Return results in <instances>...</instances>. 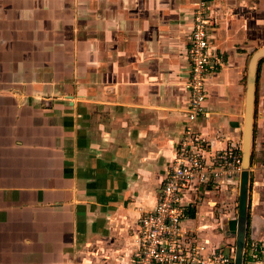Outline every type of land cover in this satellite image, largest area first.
Listing matches in <instances>:
<instances>
[{
	"label": "crops",
	"instance_id": "obj_1",
	"mask_svg": "<svg viewBox=\"0 0 264 264\" xmlns=\"http://www.w3.org/2000/svg\"><path fill=\"white\" fill-rule=\"evenodd\" d=\"M208 1L222 64L196 130L221 150L242 144L264 0ZM191 2L0 0V264H133L186 121ZM200 207L183 227L213 246Z\"/></svg>",
	"mask_w": 264,
	"mask_h": 264
},
{
	"label": "built area",
	"instance_id": "obj_2",
	"mask_svg": "<svg viewBox=\"0 0 264 264\" xmlns=\"http://www.w3.org/2000/svg\"><path fill=\"white\" fill-rule=\"evenodd\" d=\"M191 4L186 121L158 201L152 210L139 217L133 264H234V254L220 246H210L207 239L191 238L183 227L189 212L203 201L208 191L239 186L244 170L241 144L213 150L196 130L198 118L205 114L208 80L221 67L222 57L214 52L211 43L214 24L210 1L192 0ZM192 196L194 200L186 202Z\"/></svg>",
	"mask_w": 264,
	"mask_h": 264
},
{
	"label": "rangeland",
	"instance_id": "obj_3",
	"mask_svg": "<svg viewBox=\"0 0 264 264\" xmlns=\"http://www.w3.org/2000/svg\"><path fill=\"white\" fill-rule=\"evenodd\" d=\"M257 51L258 50L249 55L248 64L244 73L242 139L245 122L248 67L254 53ZM258 76L256 84L257 94L255 96L256 107L254 108L252 173L249 184V209L244 264H264V138L262 137V132H264V121L260 122V124L258 122L260 121V115L257 109V96L261 73ZM259 167L262 170L258 169ZM254 168L257 169L254 170ZM204 201L206 202L205 205L207 209H201ZM199 204V206H201L199 208V215H204L202 219L205 222V226H207L205 228H207L208 231L210 230L212 234L215 235L214 237H217L218 246L224 248L227 253L231 255L234 254L235 256L238 229L239 186L237 185V187L232 189H226L224 186L222 188H212L211 192ZM217 244H213V246Z\"/></svg>",
	"mask_w": 264,
	"mask_h": 264
},
{
	"label": "water",
	"instance_id": "obj_4",
	"mask_svg": "<svg viewBox=\"0 0 264 264\" xmlns=\"http://www.w3.org/2000/svg\"><path fill=\"white\" fill-rule=\"evenodd\" d=\"M264 59V49L257 51L250 62L249 78L247 84L245 124L242 141L243 172L239 182V204L237 220V238L234 264H244L248 209H249V184L251 178L252 145L254 128V108L257 84V70L260 61Z\"/></svg>",
	"mask_w": 264,
	"mask_h": 264
},
{
	"label": "trees",
	"instance_id": "obj_5",
	"mask_svg": "<svg viewBox=\"0 0 264 264\" xmlns=\"http://www.w3.org/2000/svg\"><path fill=\"white\" fill-rule=\"evenodd\" d=\"M264 62V59H262L261 61H260V63H259V65H258V70H257V81H258V75L260 74V69H261V64ZM245 261H246V259H245Z\"/></svg>",
	"mask_w": 264,
	"mask_h": 264
}]
</instances>
